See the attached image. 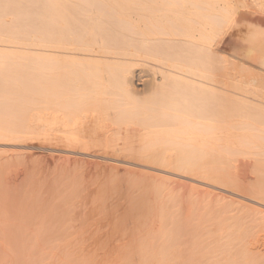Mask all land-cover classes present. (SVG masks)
I'll return each mask as SVG.
<instances>
[{"label":"rangeland","instance_id":"rangeland-1","mask_svg":"<svg viewBox=\"0 0 264 264\" xmlns=\"http://www.w3.org/2000/svg\"><path fill=\"white\" fill-rule=\"evenodd\" d=\"M0 1L3 2L4 0ZM17 1L16 3L10 1L7 6H12L15 3L12 6L15 7L18 4ZM230 1L217 0V7L219 10L224 9L231 12L233 10L235 18H239L241 22L243 20V35L237 36L242 43H245L249 35L245 28L264 32V5H262L264 0L252 1L254 5H257V7L254 6L256 9L249 6V4L253 6L250 0L249 3L248 0H243L248 5L245 2V4L242 3V0ZM261 1L263 2L261 3ZM18 2L23 5V0ZM28 4L30 5L32 2L24 6H29ZM20 5L19 7H21ZM237 5L241 6L238 7ZM11 6L10 8H12ZM239 8H244V13ZM245 8L251 12L249 10L245 11ZM251 8L253 9L251 10ZM8 9L9 14L6 11L3 14L4 16L0 13L2 15V17L0 15L1 24L7 23L13 26L16 22V24L24 23L22 22L24 20L23 13H21L23 9H18V11L20 10L19 18L15 17L17 14L14 15L12 12L15 18L11 17ZM25 14L28 16L30 13L25 12ZM32 14L34 13L32 12ZM14 19L16 20L14 21ZM33 23L35 22L33 21ZM231 28L228 30L233 31L234 27ZM24 39V42H21L23 44L20 45H5L0 42V57H13L16 60L17 58L81 59L66 57L67 54L44 49L38 44L35 34L32 36L29 34ZM263 43L261 45L264 46ZM261 47L250 50L245 46L238 52L241 55L243 54V57L245 55L248 58L250 55L255 56L259 52L263 53L264 47ZM235 49L232 45L219 46L216 55L221 59L229 58L231 61L237 51ZM257 51L258 53L255 54ZM222 66L224 65L220 66L219 63L218 67ZM207 82L202 80L200 82L201 86L195 85L200 86V89L205 91V94L201 95V98H203L201 108L205 109L204 122L207 120L206 123L211 124L207 129L203 126L206 123L204 124L202 120V126L206 128V131L203 132L204 135L202 136L204 140L202 138L199 141L203 142L210 138L209 141L210 144H213V148L210 147V144H207L209 141L203 142L204 145L201 143L202 147L208 146L207 148L211 149L208 153L207 148L206 150L202 148L204 153L202 152L201 163H198L200 167L197 164L193 166L194 173H191V167H189L190 170L188 168L181 170L175 165L176 163L174 164L177 161L175 157L180 154L175 150L176 146L180 147L188 141L189 143L192 142L186 136L188 141L183 137L181 139L179 137V140H175V138L174 140H168V137L165 136L168 142L165 144L166 140L163 142L164 138L161 137L160 131H158L159 133L156 132L160 135V137L158 135L157 137L161 140L156 144V153L161 152L159 155L161 157L166 156L165 158L171 162L175 160L172 168L171 162L163 166L160 164H152V166L142 158L140 160L129 158L127 154L124 156L120 152H114L119 154L110 156L108 154L111 153V149L107 150L109 153L106 151L105 153V148L104 150H101V148H72L73 150H71V148L63 146L58 141L53 140L52 136L69 132L68 121L61 113L53 111L52 107L29 105L26 108L25 116L21 120L11 117L2 118L0 124H4L5 121L9 120L18 128H24V130L9 133V136L12 137H22L21 141L2 140L3 138H0V212L7 214V217H5L6 214L1 215V222L7 221V228L10 229L8 226L10 224L15 225V221H19V216L27 217L29 215L27 210L39 207L40 211L37 210V216L40 213L39 217L41 216V218L36 219L35 223L50 222L54 225L55 232L53 235L54 241L41 244L42 246L39 245V249L34 250L40 254H35L38 257V264H43L42 262L45 260L39 259L46 258L49 251L48 249L43 250V248L52 243L56 247L55 260L56 262H62L61 264H140L142 255L140 241L146 242L154 236L160 237L159 240L162 241L168 236L166 233L177 234L178 232L177 240L179 243L176 244V247L172 241L173 246L170 249L173 253L172 250H175L173 247L176 248L175 251L178 252H176V257H179V262L184 260L183 263L181 262L182 264H186L187 261V264H199L197 263L198 260H195L199 257L201 264H227V262L228 264H264V146H262L264 145V100L253 95H239L234 93L233 88L226 87L227 90L225 86H219L215 82L213 84L210 81ZM242 86L244 88L248 87L246 84H242ZM134 88L138 94H136V97L139 99L150 95L149 91L138 85L137 80L134 83ZM209 93L214 95L215 102H222L217 103L221 108H215V103H207L206 98H208ZM223 109H226V111ZM214 110L216 112L215 117H213ZM226 113L237 114L225 122L222 118ZM18 122L20 123L18 124ZM76 123L87 126L86 131L79 132L80 135L91 136L89 138H94V140L101 143L115 142L116 144H122L125 140L131 139L133 144L136 145L139 140L141 143L145 140L147 143L149 141L150 144H153L156 139L158 140L157 137H154L156 129L155 131L151 129L149 131L144 125L132 124L131 122L116 123L112 114L103 115L101 112H95L92 109L80 115ZM46 127L50 129L49 131L46 129L48 132L44 129ZM209 130H214V133L217 131V133H213L214 139L205 136L209 133L212 136L213 131L210 132ZM206 132L208 134H205ZM149 133L154 134L150 135L152 140H147V137H145ZM143 137L145 140H142ZM212 139L217 142L215 143L217 146L212 143ZM160 142H162V150L158 149ZM173 142L179 145L175 143L173 145ZM237 145L238 147H236ZM163 146L166 147L164 150ZM213 150L217 151L213 152ZM219 150H223V152L220 153ZM216 152L221 154L216 158L218 159L216 160L217 164L221 159V163L219 162L218 165H215V158V162L212 159V163H210V159L215 157V155L211 156V153ZM205 153L208 154L205 155ZM204 162L207 165L210 163L212 165H209L211 169L209 167L206 169L207 165ZM139 163L141 164L139 165ZM204 164L206 167H204ZM175 166L178 169L174 168ZM216 166L218 168H215ZM198 167L201 168L200 172L204 175L208 172V175L206 174L208 178L206 175L204 177L202 173L200 175ZM214 170L220 176L215 174ZM211 171L214 173L213 175L218 177L214 176L216 178V180H213L215 183L210 181L211 178L213 179L209 176ZM196 173L200 176H196ZM220 177H222V181ZM223 179L231 182V186L230 183L223 182ZM35 195H39V197ZM53 205L56 207L55 209ZM29 206H32L31 209ZM24 208L27 210H24ZM26 212L27 214H25ZM47 213H51V217L44 219L42 216ZM15 214L16 216L19 215L18 218ZM10 230L7 231V234L10 233ZM21 230L24 231L22 228ZM173 234H169V236L173 237ZM2 236L0 235V238ZM3 237L0 239V257L4 258H0V264H18L16 260H8L12 257L11 251L14 250L15 243H17L16 248L24 245L23 238L9 243L7 242V235L4 234ZM173 238L172 240L177 242ZM169 240L171 241V239ZM2 242H4L3 245ZM169 242L167 241L170 245ZM8 245L9 248H7ZM157 249L156 246L154 247L155 251H153L156 255L157 253L160 254V249L156 253ZM193 249L195 252H193ZM204 249L209 250L210 253H206L207 250ZM228 249L231 251L228 252ZM163 251H165V248ZM167 251L166 253L170 254V251ZM3 252H7L8 255ZM31 252L32 255L34 252ZM199 253L204 256L199 255ZM205 253L207 256H205ZM187 254H190L191 257ZM81 261H85V263H81ZM37 262L34 261L35 264ZM48 262L44 263L48 264Z\"/></svg>","mask_w":264,"mask_h":264},{"label":"bare ground","instance_id":"bare-ground-1","mask_svg":"<svg viewBox=\"0 0 264 264\" xmlns=\"http://www.w3.org/2000/svg\"><path fill=\"white\" fill-rule=\"evenodd\" d=\"M4 1H0V13L2 15L5 11L8 12V8L11 17L17 14L15 17L19 18L20 10L22 9L31 15L28 14V17L22 10L21 13H23L24 18L22 22L24 23L16 24L17 22H13V26L7 23H0L1 43L5 45H20L23 44L21 42H24V37H27L29 34L31 36L35 34L38 44L44 47V49L53 50L56 53L67 54L66 57H77L81 59L17 58L16 60L13 57H0V120L9 117L21 120V118L25 116L26 108L29 107V105L52 107L53 111L61 113L68 121L67 127L69 129V132H64L63 135L52 136V139L58 141L67 148H71V150H73L72 148H101V150L105 148L104 152L106 151L109 153L107 150L111 149V153H113H109L108 155L110 156H113V154H115L114 152H120L124 156L127 154L129 158L137 160L142 158L151 165L160 164L163 166L169 164L168 162L171 161L167 160L165 158L166 156L161 157V155H159L161 152L159 154L156 153V144L159 143L158 141H161L157 135L159 137L161 135V137L164 138L163 142L166 140V137H168V140H174V138L175 140H179V137L180 139L181 137L186 139L187 137L188 140H190V142L192 140V142L189 143L186 139L188 142L185 145L181 144L182 146L180 147L176 146V149L175 146L173 147L178 153L180 152V154L178 157H175L177 161H172L170 165L173 168L174 162L181 170L191 167V173H194V170H192L193 166H196V164L199 166L201 163L200 161L203 156L202 152L204 151H202V148L206 150L208 147H202V144L204 145L206 141L210 140V138H208L206 141H203V143L202 141L200 142L199 139L202 140L203 138L204 140V137H202L204 135L203 132L211 125L210 123H206L207 120L204 122V115L206 114L205 109L201 108V103L203 101L201 95L205 94V91L200 89L202 85L200 82L202 80L206 82L210 81L212 84L215 82L219 84V86L222 85L223 87L225 86V88H233L232 90L236 94L243 96H245V94H247V96L253 95L264 100V52H259V54H257V51L255 53L257 55L254 56L252 54L253 56H247L248 58H246L245 55L243 57V54L241 55V53L239 54L238 52L245 46L250 50L259 49L261 46L264 47L261 45L264 42V32L257 29L256 31L245 28V31L249 35L245 43H242L237 36L243 33V20L241 22L239 18H235L233 10L232 12L224 9L219 10L217 7V0H23V5L21 2H18L19 0ZM10 1H14L15 3L17 1L18 4L15 7H12L15 3L12 6H7ZM252 1L254 0H250L251 3ZM31 2L32 4H28L29 6H24ZM241 2L244 3L243 0ZM247 2L249 3V0ZM262 2L263 1H261V3ZM248 3L246 4L248 5ZM19 5L21 7H19ZM10 6L12 8H10ZM34 6L37 7L35 8ZM237 6L240 7L241 5ZM249 6L257 7V5L254 4L253 6L249 4ZM256 7L254 8L256 9ZM19 8L20 10L18 11ZM239 9L244 13V8ZM252 9L253 8H251V10ZM13 10L18 12L16 13V11ZM34 10L39 11L37 12ZM248 10L245 8V11ZM32 12L34 14H32ZM255 12H257V10H255ZM32 15L36 16L30 17ZM260 17L262 18V16ZM27 19L28 21H26ZM15 20L16 19H14V21ZM33 21L36 24L33 23ZM5 24L6 26H4ZM232 26L234 27L233 31H229L228 29ZM260 42L262 43L260 44ZM223 45H232L236 48L235 51H237L231 61L229 58V60L225 58L221 59L216 55L218 47ZM219 63L220 66H224L218 67ZM136 80L139 86H143L150 92L148 97L143 99L136 97L137 91L134 88ZM242 84H246L248 87L244 88ZM213 96V94L209 93V99L206 98L207 103H215V108H221L217 103L222 102H215V97ZM90 109L95 110V112H101L103 115L112 114L116 123H137L144 125L149 131L150 129L152 131L156 129L154 132L155 134L160 131V135L158 134L159 132L156 135L152 133L154 137L158 138V140L155 138L157 143L154 139L153 144H150L149 141L147 143L144 137L141 139L145 141L141 143L139 140V143L136 145L133 144V140L131 139L125 140L124 142L122 140V144H116L115 142L101 143L94 140V138H89L91 136L85 137L82 136V134L80 135L79 132L86 131L87 126L79 125L76 123V120L80 115H83V113H86ZM223 110L226 111V109ZM213 112L215 113L213 117H215V110ZM213 112L211 113L213 114ZM235 114L237 113H226L222 119H224L223 121L225 122L229 121ZM207 115L209 116L210 114ZM202 120L204 124L206 123L209 126H206V124L203 125ZM19 123L20 122H18V124ZM158 127L160 128L157 130ZM44 129L46 132L50 130L49 127ZM23 130L24 128H18L12 121L7 120L4 124H0V133H2L0 138H3L2 140L21 141L23 139L22 137H12L9 136V133ZM210 132H212V136L210 133L209 135L208 132L205 133L208 134L205 136L215 138L213 135L217 133V131L214 133V130H211ZM152 134H147L145 136L147 137L146 139L152 140V137L150 139V135ZM213 139L211 141H213ZM160 143L158 149L162 147V142ZM166 143H168L167 140L165 144ZM174 143L175 142H173V145ZM212 143L215 144L217 142L213 141ZM165 144L163 143V145ZM207 144L209 145L210 141ZM210 145V147L213 148V144ZM236 147H238V145ZM164 148L166 147L163 146V150ZM208 149L209 148H207V151L209 153L211 148ZM217 150H213V152ZM221 151L223 152V150ZM208 153H205V155ZM216 153H211V156L215 155V157L209 158L211 160L210 163H212V159L214 161V158L215 161L218 160L216 158L221 155L220 153ZM219 162L218 164L221 163ZM204 163L206 164V162ZM140 164L141 163H139V165ZM218 164L216 161L215 165ZM206 165L204 167H206ZM209 165H207L206 169L212 166ZM177 167L175 166L174 168ZM215 168L218 167L216 166ZM200 169L198 170L199 172ZM212 171V174L210 173L209 176L213 177V179L211 178L210 181L218 178L216 175H213L215 170L214 173ZM195 172H197V170H195ZM197 173L196 176H200L202 172H200V175ZM207 173H205V175ZM202 174L204 175V173ZM214 176H216V178ZM221 178L222 177H220V180ZM218 180L219 179H217V181ZM223 182L228 181L225 179ZM229 183L231 186V182H228V184ZM35 196L39 197V195ZM35 196H33V198H35ZM55 208L56 207H54V209ZM27 209L24 208V210ZM37 210H39V207L33 210H27L30 215H27V217H20L17 215L19 216L18 218L15 214L19 221L16 222L14 220L15 225L10 224V226H8L12 230L7 228V221L1 222L0 220V235L4 236V234H6L7 242H16L18 239L20 240V238H23L24 245L16 248L17 243H15V246L11 244L14 246V250L12 249V257L9 255L10 258L8 261L16 260L18 264H33L35 260L36 262L38 260V257L35 256L38 252L34 250L39 249V245L41 244H48L52 240L54 241L53 235L55 227L53 224L50 222L35 223L36 219L41 218V216L39 217L40 213L37 216ZM4 214L6 213L2 212L0 214V219L1 215L4 216ZM25 214H27V212ZM50 214L47 213L42 217L45 219L49 217ZM5 217H7V214ZM21 228L24 229V231H22ZM8 230H10L9 234H7ZM166 234L168 236H165L166 239H161L162 241L159 240L160 237L154 236L155 238H150L146 242L143 240L139 242L142 247L140 264H180L184 262V260L179 262V257H176L177 251H175V247H173V249H175L172 250L173 253L170 249L174 244L176 246V244L179 243L177 240L178 235L176 233ZM169 234H173L172 236L174 238L170 237ZM3 236L0 239L4 238ZM172 238L176 239L177 242L172 240ZM169 239H171V241ZM165 240L168 242L170 241V245ZM172 241L173 245L171 243ZM3 243L4 242L1 244L3 245ZM50 245L46 248L43 246V250L48 249L49 251L46 258L42 257V259L39 260H45L43 262L41 261L43 264L48 261V264H61L62 262H56L55 260L56 247L53 243ZM156 246L158 247L156 253L160 249V254L157 253V255L153 252ZM7 248H9V245ZM164 248L165 251H163ZM167 249H169L168 251H170V254L166 253ZM229 249L228 252L231 251ZM204 250L206 251L207 249ZM31 251L34 252V255H31ZM189 251L191 252V250ZM207 251L206 253H210L209 250ZM193 252H195V250ZM3 253L7 254V252ZM202 253H199V255L204 256ZM187 255L191 257L190 254ZM205 256H207V254ZM174 257L176 259H173ZM0 258L3 259L4 257ZM195 260H198L197 263L201 264L199 262L200 257ZM207 260L204 262L206 263ZM82 262L85 263V261H81V263Z\"/></svg>","mask_w":264,"mask_h":264}]
</instances>
